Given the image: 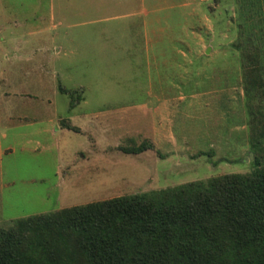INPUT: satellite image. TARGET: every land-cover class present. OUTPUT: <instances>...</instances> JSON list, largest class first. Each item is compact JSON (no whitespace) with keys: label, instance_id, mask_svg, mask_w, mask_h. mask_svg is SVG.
Here are the masks:
<instances>
[{"label":"rangeland","instance_id":"1","mask_svg":"<svg viewBox=\"0 0 264 264\" xmlns=\"http://www.w3.org/2000/svg\"><path fill=\"white\" fill-rule=\"evenodd\" d=\"M0 4L15 5L3 20L8 32L0 37L13 41L15 35L21 41L53 45L54 50H48L60 70L61 82L54 83L58 94L52 85L47 90L37 86L36 91L54 99V113L47 116L59 128L70 130H76L68 122L73 123V117L96 123L94 131L87 130V125L83 135L62 130L55 140L35 136L31 130V137L40 142L37 152L21 155V145H16L17 155L5 161L13 169L6 170V183L13 184L6 185L0 197V229L14 227L21 219L118 197L159 193L224 175L251 174L254 158L264 166V0H53L52 16L46 13L50 3L45 0ZM17 24L20 35L13 33ZM28 26L31 33L25 34ZM68 27L71 51L61 48V36ZM180 43L189 45L195 60L190 78L172 64L179 60L175 48ZM154 49H161L164 56L154 60ZM36 52L45 55V50ZM176 73L185 77L180 83L185 91H228L232 103L236 99L240 103L243 93V114L240 105L227 106L234 119L244 118V130H228V136L243 145L208 146L207 138L201 137L196 145L156 149L147 137L157 126L158 115L141 106L148 84L155 92L159 76L174 80ZM22 84L34 92L28 83ZM65 87H80L84 93L79 89L63 93ZM165 87L171 90L168 83ZM82 96L84 103L76 107ZM149 100L152 109L156 99ZM218 108L215 113L222 119L216 124L231 121L225 114L221 117ZM170 109L175 110L169 129L176 138L182 130L188 138L199 134L210 114L201 105L187 112L185 103L174 102ZM207 128L211 133L210 124ZM222 133L226 138L227 131ZM138 147L149 148L126 153ZM27 161L37 166L26 169Z\"/></svg>","mask_w":264,"mask_h":264},{"label":"trees","instance_id":"2","mask_svg":"<svg viewBox=\"0 0 264 264\" xmlns=\"http://www.w3.org/2000/svg\"><path fill=\"white\" fill-rule=\"evenodd\" d=\"M253 163L247 175L18 220L0 229V264H264V166Z\"/></svg>","mask_w":264,"mask_h":264},{"label":"crops","instance_id":"3","mask_svg":"<svg viewBox=\"0 0 264 264\" xmlns=\"http://www.w3.org/2000/svg\"><path fill=\"white\" fill-rule=\"evenodd\" d=\"M16 1L19 0H0V3H14ZM20 1L35 2L36 0ZM45 1L50 3L48 11L46 13H49V15L51 14L52 16L53 0ZM10 8L11 10H14L15 5L8 6L7 4H0V34L8 32L7 27L4 26L5 22L3 20L8 18L6 13ZM20 26L21 25L18 24L14 26V34H19L18 30ZM30 28L31 27L28 26V30L25 32V34L31 33ZM67 30L68 32H64V34L61 36V48L65 51H71V49H73V45L68 40L67 35L69 33L71 34L72 30L70 29V27H68ZM33 32H35L34 29L32 33ZM52 40L53 36L49 34V41ZM52 46L53 45L51 44L47 45V43L39 45L36 41H21L20 37H16L15 35L13 41H9V39L5 40L3 36L0 37V197L5 189V186L7 185L6 187H10L13 184L12 182L6 183V170L12 169V164L5 165V161L11 159L14 155H17L16 145L20 143L21 147L19 151L21 155H23L27 151H36L35 147L40 146V142L37 139L31 137L32 131H35V136L48 135L55 140L58 133H60L62 130H67L76 135H83L84 129H86L85 125L88 126L87 130H90L92 128L93 131V128H95L96 126L95 122L86 123L84 120H81L79 122L78 119L73 117V123L70 120H67L70 126L75 127L76 130H70L69 127L59 128L55 124V122L51 120V116H47L54 113V99L50 96L44 95L43 92L36 93V91L37 86L39 89L47 90L49 89V86L52 85L55 93L58 94L56 91V85L54 86V83L60 81L61 76L59 74L60 70L55 67V58L52 56L50 50H48V48L50 47L51 49ZM182 46L183 43H180L178 44V47L175 48V53L178 56L177 58H179V60H174L172 64L174 66L176 65V67H180V69L182 70V74L187 75V77L190 78V68L191 65L195 64V60L191 59L189 45L186 44L184 45L185 47ZM38 50H45V55L43 56L41 52L37 53L36 51ZM52 50L54 49L52 48ZM160 50L161 49H154L155 52H152V57L154 60H157V56L158 59H161V57L164 56V54H160ZM68 54H70V52H68ZM158 64L159 63H157L156 66H158ZM146 66H149L148 60L146 62ZM192 73L195 74V71H193ZM182 74L180 76H183ZM180 76L178 75V73H176L174 80L170 79L168 81L164 80V75L159 76L156 82L155 92H152L150 90V88H153L150 87V84L147 85V99L141 106V110H143L144 108L147 110V112H150L151 110L154 114L158 115V122L157 126L151 128L149 137H145L151 140V143L156 147L158 151H161L160 148L162 146L173 147V149L175 150L176 147L181 145H196L197 142L201 140V137L207 138L205 144L208 146H216L218 144L243 145L242 141H236L233 136H228V130L231 132H233L231 130L233 128H240L241 130H244L245 124L243 117L234 119V113L228 110V104L232 103V100L230 99L231 95L228 93V91L220 90L213 92L204 90L196 92L197 89H188L187 91H185L181 88L180 84L185 80V77ZM22 83H28L30 85V89H32L34 92L28 91L26 85ZM165 83H168V86L171 87V90L166 89L167 87H165ZM65 89L69 91L79 89V93H82V95L84 93L83 89H81L80 87H65ZM151 97L153 99H156L155 105L152 109V104L149 100L152 99ZM81 98V101L76 107L84 103L83 96ZM202 98H204L205 100L201 101L200 99ZM240 98V103L239 100L236 99L235 103L233 102L230 107L233 104L240 105V109L243 114L244 95L242 92L240 93ZM174 102H177L180 105H183L185 103V111L187 112L195 111V109H198L199 105H201V109H208L207 111L210 114L206 115V121L203 125L206 127H204V129H201L200 133L196 136L190 135L189 138L183 135L184 130H182L183 133L179 134L178 136L180 137L176 138L169 129L170 125L173 122L171 114L175 110L174 109L171 111L170 107L174 105ZM220 104L225 105V107L221 109L215 106ZM217 108L219 110V114H221V117L223 116V114H225V117H230L231 121L226 120V122H222L218 126L216 122H218L222 118L218 117V115L215 113ZM37 115H43V117L41 118ZM159 115L162 117L159 118ZM47 117L48 120L43 121L46 120ZM37 121L40 122V127L38 128L39 130L35 128V126L38 125ZM207 124H210L211 133L207 131ZM25 130H29L28 134L24 132ZM222 130L227 131L226 138L223 137ZM30 145L33 146L32 149L30 148ZM42 149L46 150L47 147H44ZM31 164L37 166V162L35 161H27L24 163V166L26 169H28ZM18 168H20V166ZM62 169L63 168H61V170Z\"/></svg>","mask_w":264,"mask_h":264}]
</instances>
